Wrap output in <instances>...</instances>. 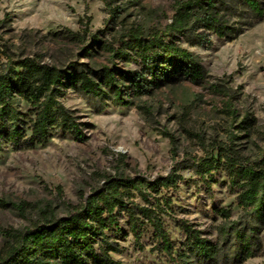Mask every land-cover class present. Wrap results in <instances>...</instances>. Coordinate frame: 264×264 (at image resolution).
<instances>
[{"label": "trees", "instance_id": "trees-1", "mask_svg": "<svg viewBox=\"0 0 264 264\" xmlns=\"http://www.w3.org/2000/svg\"><path fill=\"white\" fill-rule=\"evenodd\" d=\"M102 1L109 13L105 28L93 31L86 25L78 31L68 29L52 36L77 43L80 55L91 59L105 51L109 63L94 67L57 53L51 54L48 62L46 53L25 49L16 52L8 41L2 42L0 149L5 143L15 150L34 148L58 130L86 139V122L63 103L66 94L78 93L102 112L111 104H135L121 80L129 83L133 96L138 98L186 78L205 80L208 74L200 55L181 41L208 47L212 35L232 40L255 21L264 19V0H175L171 21L164 28L147 31L142 25L122 26L106 39L109 25L121 15L124 0ZM117 60L137 67L123 69ZM225 96V140L215 139L210 146L203 143L204 155L176 162L171 172L153 180L142 175H109L102 186L83 194L64 216L57 217L44 209L40 219L29 226L2 228L0 264H122L113 257V253L123 250L121 240L131 235L134 245L143 250L148 231L154 242L151 251L168 264H240L264 251V148L259 147L258 158L250 160L236 144L258 129L257 119L241 114L234 106L233 95ZM23 102L30 105L28 112L21 108ZM137 107L151 113L148 107ZM179 120L184 123V119ZM160 133L175 142L168 130ZM222 165L231 185L239 191L233 204L217 210L222 218L216 226L217 239L204 236L201 229L183 220L180 228L185 239L178 245L166 223L174 210L169 190L181 179L178 171L191 168L197 174L211 175ZM13 205L24 214L31 203ZM235 205L241 208L237 217ZM122 216L127 228L121 225Z\"/></svg>", "mask_w": 264, "mask_h": 264}, {"label": "rangeland", "instance_id": "rangeland-1", "mask_svg": "<svg viewBox=\"0 0 264 264\" xmlns=\"http://www.w3.org/2000/svg\"><path fill=\"white\" fill-rule=\"evenodd\" d=\"M174 1H121V15L109 25L104 38L111 39L122 26L142 25L147 31L164 28L171 21ZM108 18L102 0H0V46L6 40L16 52L25 49L46 53L48 62L51 54L57 53L99 67L109 63L107 52L100 51L92 59L81 56L77 43L56 39L52 34L78 31L86 25L97 31L106 27ZM181 44L200 55L207 79L179 80L141 98L133 96L129 83L121 80L135 104H111L102 112H97L82 95L69 92L62 101L86 122V139L58 130L34 148L15 150L8 143L3 145L0 231L31 225L44 209L57 217L66 215L83 194L102 186L109 175H142L153 180L171 172L176 162L204 155L203 143L210 146L213 140L226 138L227 119L222 112L226 93L233 95L234 106L241 114L257 119L258 129L236 144L250 160L258 158L259 147L264 148V19L255 21L232 40L212 35L208 47L184 41ZM117 64L123 69L137 67L120 60ZM137 105L150 108L151 113H143ZM21 108L28 112L30 105L23 102ZM164 129L174 135L175 142L160 133ZM178 173L181 179L169 190L174 210L166 219L172 238L178 245L183 243L185 234L180 223L186 220L215 241L216 226L222 220L217 210L235 202L238 187L231 185L223 165L211 175L197 174L191 168ZM22 201L31 203L24 214L13 205ZM234 210L237 217L241 208L235 205ZM121 225L127 228L124 216ZM2 240L0 233V243ZM143 241L146 247L139 250L129 235L121 240L122 252L113 253V257L122 264H168L151 251V231ZM240 264H264V251Z\"/></svg>", "mask_w": 264, "mask_h": 264}]
</instances>
